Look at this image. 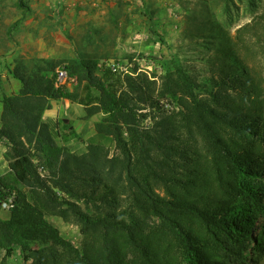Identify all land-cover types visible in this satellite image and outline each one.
Returning <instances> with one entry per match:
<instances>
[{"label":"trees","instance_id":"obj_1","mask_svg":"<svg viewBox=\"0 0 264 264\" xmlns=\"http://www.w3.org/2000/svg\"><path fill=\"white\" fill-rule=\"evenodd\" d=\"M212 59L204 81L179 67L159 90L127 76L120 93L98 74L97 59L64 66L78 77L72 92L56 88V74L17 67L22 89L2 100L12 179L0 173V213L12 196L14 206L0 218L1 264L17 248L24 264H232L264 204V90L232 48L218 47ZM84 83L99 93L85 119L104 116L97 142L77 155L56 142L43 115L52 101L78 103ZM107 143L119 154L110 156ZM49 215L79 226L80 248Z\"/></svg>","mask_w":264,"mask_h":264},{"label":"rangeland","instance_id":"obj_2","mask_svg":"<svg viewBox=\"0 0 264 264\" xmlns=\"http://www.w3.org/2000/svg\"><path fill=\"white\" fill-rule=\"evenodd\" d=\"M220 46L236 51L264 90V0H0V126L3 97L17 95L22 89L21 81L14 77L17 67L53 77L72 59H97L98 74L108 78L118 93L128 89L127 76L146 77L159 90L166 76L179 67L201 81L211 78L210 64ZM12 49L16 51L10 52ZM112 62L126 66L128 72L112 70ZM108 68L111 72L106 73ZM73 76L77 79L75 87L65 91L77 87L78 77ZM201 90H197L199 97L209 100V93ZM79 94L77 104L84 109L77 112L83 120L78 132L72 131V121L65 111H52V102L43 120L59 145L82 155L97 142L95 125L104 114L94 115V127L88 129L86 108L98 103L99 93L84 83ZM162 104L179 112V106L170 105L167 98ZM151 123L149 118L143 125ZM194 136L202 141L198 132ZM106 147L110 156L119 154L114 143ZM10 148V141L0 137V173L8 179H12ZM40 172L42 176L47 174L42 169ZM9 212L2 208L0 218L7 219ZM47 220L80 248L78 225L55 215L47 216ZM245 245L232 264H264V204L253 238ZM4 257L5 251L0 248V264ZM6 264H24L18 248Z\"/></svg>","mask_w":264,"mask_h":264},{"label":"built area","instance_id":"obj_3","mask_svg":"<svg viewBox=\"0 0 264 264\" xmlns=\"http://www.w3.org/2000/svg\"><path fill=\"white\" fill-rule=\"evenodd\" d=\"M110 68L114 71L121 70L124 72H128L126 66L115 64L114 62L110 64ZM76 81H77L76 77L71 75L66 68L61 67L56 71V78H55L56 88L63 89V90H71L73 87H75ZM13 199H14L13 196L10 197L8 202H5L2 205V208L10 210L14 206Z\"/></svg>","mask_w":264,"mask_h":264},{"label":"crops","instance_id":"obj_4","mask_svg":"<svg viewBox=\"0 0 264 264\" xmlns=\"http://www.w3.org/2000/svg\"><path fill=\"white\" fill-rule=\"evenodd\" d=\"M15 49H12V50H10V52H13ZM16 51V50H15ZM5 54H7L6 52H5ZM10 57H7V59H9ZM15 80V79H14ZM20 89H21V86H20ZM52 104H53V109H52V111L54 110V111H60V113H63V111H65L66 112V114H68L69 115V119L72 121V124H71V129H72V131H74V132H78L79 131V129H80V126H81V124H80V122L81 121H83L82 119L80 120L79 118H78V114H77V112H79L80 111V108H83L81 105H78L77 103H73V102H71V101H69V100H61V101H59V104L56 102L55 103V101H52ZM65 109V110H64ZM84 109V108H83ZM47 114V113H46ZM46 114H45V118H46ZM67 120H69L68 118H66ZM65 119V120H66ZM64 120V121H65ZM88 123H89V125H87L88 126V129L89 128H93L94 127V122H95V117L93 116V117H91L90 119H88V120H86ZM66 122V121H65ZM68 122V121H67ZM66 122V123H67ZM82 128V127H81Z\"/></svg>","mask_w":264,"mask_h":264},{"label":"water","instance_id":"obj_5","mask_svg":"<svg viewBox=\"0 0 264 264\" xmlns=\"http://www.w3.org/2000/svg\"><path fill=\"white\" fill-rule=\"evenodd\" d=\"M65 121L67 122L68 120L66 119Z\"/></svg>","mask_w":264,"mask_h":264}]
</instances>
